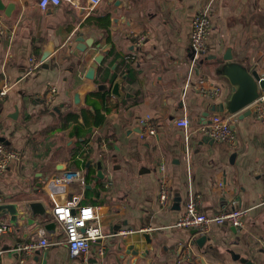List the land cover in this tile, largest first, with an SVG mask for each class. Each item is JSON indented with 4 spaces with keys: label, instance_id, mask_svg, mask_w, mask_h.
I'll return each mask as SVG.
<instances>
[{
    "label": "crops",
    "instance_id": "obj_1",
    "mask_svg": "<svg viewBox=\"0 0 264 264\" xmlns=\"http://www.w3.org/2000/svg\"><path fill=\"white\" fill-rule=\"evenodd\" d=\"M38 3L0 0V89L11 86L0 100V143L21 155L0 175V205L20 210L18 227L0 213V223L12 226L0 238L1 264H81L55 220V201L94 208L91 224L108 237L91 245L88 264H264V123L252 110L241 112L231 121L236 148L207 139L200 128L226 115L210 109L227 101L233 87L214 74L217 60L191 67L193 19L211 4L206 57L221 59L231 50L264 79V0H75L46 10ZM33 56L42 64L29 75ZM90 68L94 79L87 78ZM206 90L217 95L205 97ZM184 115L188 132L175 123ZM148 127L157 134L142 137ZM74 171L84 185L69 183L53 198L49 185ZM163 174L171 191L167 208L159 200ZM191 197L207 215L248 209L245 226L176 227ZM30 202L47 215H23ZM49 223L53 228L45 229ZM121 231L129 234L114 236ZM42 234L48 249L14 250ZM183 256L191 260L180 262Z\"/></svg>",
    "mask_w": 264,
    "mask_h": 264
},
{
    "label": "built area",
    "instance_id": "obj_2",
    "mask_svg": "<svg viewBox=\"0 0 264 264\" xmlns=\"http://www.w3.org/2000/svg\"><path fill=\"white\" fill-rule=\"evenodd\" d=\"M99 1V0H97ZM63 3H69L75 5V0H39V7L42 10H46L50 6H61ZM212 5L206 4L195 15L193 19L192 28V70L197 67L199 59L205 57L208 54V40L212 31ZM4 35V31L0 28V38ZM143 40L140 41V43ZM42 61L36 57H31L28 65V74H34L41 66ZM11 86L4 84L0 89V100H2L10 91ZM57 90L51 89L50 97L53 96ZM217 91L206 90L203 91L205 97H215ZM258 121L264 123V91L261 97L252 104L250 108ZM232 117L223 116L221 114H215L211 118V122L208 126L200 128L201 134L207 139L226 144L232 148H236L238 145V137L231 125ZM176 125L188 132L191 129V121L187 115H184L180 119L176 120ZM147 125V122L146 124ZM149 126V125H147ZM156 131L153 127L147 128L145 135H156ZM20 152L10 151L3 144L0 143V175H4L10 168L13 162L20 159ZM163 169V168H162ZM80 182L84 185V177L80 172H68L62 177L55 179L49 185L51 196L54 198L57 195L65 192V187L69 183ZM161 182V189L159 193V200L162 207L167 208L171 205V191L168 177L163 174ZM55 201V200H54ZM53 214L55 220L62 224L65 234L66 243L69 248L70 256L74 260H79L81 264H88L87 255L91 248V245L99 242L102 239L108 237L99 226L92 225L91 222L97 218L96 212L93 207H79L72 202L65 204L54 202ZM249 210L244 208L233 207L229 210H224L213 215H207L198 209V202L195 197L189 198L186 203L185 213L176 223V227L196 229L201 232L207 231L212 225H224L229 224L236 229H242L245 226ZM12 231V226L6 222L0 223V238L7 235ZM129 232L121 231L115 233L114 236H124ZM51 246L50 242L45 238L44 234L40 239H36L30 243H17L14 250L18 253H24L25 255L32 254L38 249H48ZM264 248V241L262 243ZM3 251L0 248V258ZM190 261V256H183L180 258V262ZM1 264V260H0Z\"/></svg>",
    "mask_w": 264,
    "mask_h": 264
},
{
    "label": "water",
    "instance_id": "obj_3",
    "mask_svg": "<svg viewBox=\"0 0 264 264\" xmlns=\"http://www.w3.org/2000/svg\"><path fill=\"white\" fill-rule=\"evenodd\" d=\"M1 9V8H0ZM85 46H89V42L85 43ZM85 47V48H86ZM78 47V50L84 51L85 49ZM55 47H49L42 56V61L46 60L54 53ZM206 57V56H205ZM203 57L199 59L197 68L200 70L204 62L208 59L217 60V66L214 69V74L218 77L226 78L231 86L233 87V93L230 98L217 105H212L210 111L216 113H224L227 117H233L243 112V115L250 114L251 106L254 104L262 95L264 90V79L260 78L257 72L251 71L245 64L235 61L231 50L226 51L221 59L216 56ZM102 57L96 58V61H100ZM95 69L90 68L87 73V78L94 79ZM119 83L114 85L113 94L119 95ZM76 104L79 105L81 102V96L79 93L75 94ZM22 214L25 215L27 212L33 213V215L46 216V209L39 202H30L22 206ZM0 213L2 215L9 214L11 216V223L18 227V218L20 210L17 204H1ZM22 215L21 218L24 216ZM29 220V219H28ZM45 229L53 228L54 224L49 223L45 225ZM198 231V230H197ZM197 231L195 233H197ZM206 237H201L197 240L198 244L206 242Z\"/></svg>",
    "mask_w": 264,
    "mask_h": 264
}]
</instances>
